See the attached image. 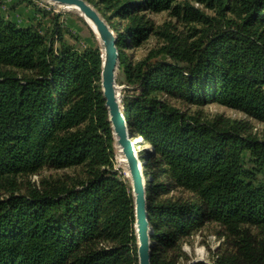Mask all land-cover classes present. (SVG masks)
Listing matches in <instances>:
<instances>
[{
  "label": "trees",
  "instance_id": "16d2710c",
  "mask_svg": "<svg viewBox=\"0 0 264 264\" xmlns=\"http://www.w3.org/2000/svg\"><path fill=\"white\" fill-rule=\"evenodd\" d=\"M6 1L0 188L11 194L0 199V264H138L134 196L115 168L101 46L34 0L14 4L33 6L34 24L7 19ZM95 7L119 33L130 132L153 147L140 157L152 176V264H177L170 253L211 222L232 247L216 264H264V140L247 121L203 120L173 102L218 103L264 122V0H99ZM161 12L175 22L157 24L150 14ZM151 36L161 45L146 57L125 52ZM44 169L75 171L16 194L19 177ZM175 190L192 196L170 195Z\"/></svg>",
  "mask_w": 264,
  "mask_h": 264
},
{
  "label": "rangeland",
  "instance_id": "374dc122",
  "mask_svg": "<svg viewBox=\"0 0 264 264\" xmlns=\"http://www.w3.org/2000/svg\"><path fill=\"white\" fill-rule=\"evenodd\" d=\"M20 0H7L5 5L2 8L3 15L7 19H11L16 21L20 25L28 26L35 23L36 19L40 18L36 16L33 6L27 5L26 2L17 4L14 6L15 3ZM93 6L98 3L99 0H87ZM92 1H95L92 3ZM34 3L47 6L49 8L54 9L55 12H59L62 14V21L64 24L70 28H72L76 33H79L84 42L96 46H101L100 40L98 36L93 31L92 26L90 23L86 22L84 16L78 11L73 8H65L61 5H58L51 0H34ZM103 16V15H102ZM150 17L155 20L157 24L162 25L166 21L175 22V20L169 16L168 12H161V13H151ZM49 20H45L44 23L48 22ZM182 28V25H179ZM117 37H119V33L115 32ZM161 45V42L154 36H151L147 42L144 43L141 47H131L130 45L125 46V52L130 55V57L134 60H140L149 53L150 50L155 49ZM166 58V57H165ZM120 76V69H118L117 74V84L118 90L121 95V99L123 94L126 93L125 90H129V87L125 83H120L118 81V77ZM133 93V92H132ZM173 102L179 106L182 110L194 114L200 117L203 120H212L218 117L229 118L232 120H243L247 121L249 125V133L253 136H256L260 140H264V122L254 119L247 114L226 107L224 105L218 103H210L202 106L198 105H186L183 103H179L177 101ZM145 144V143H144ZM117 146V143H116ZM116 158H115V168L120 171V173L124 174L127 178L128 176V169L126 163L123 162L124 155L121 154L120 148L116 147ZM137 149L139 151L138 155L141 158L146 156L145 151L148 149L143 148V144L138 145ZM151 150V149H150ZM143 162V170L146 172V185L148 179H152L150 174V170L145 168L146 161L141 160ZM75 170L73 169H65V170H53V169H44L41 172L29 176L19 177V187L20 189L16 191V194L19 193H26L29 188L36 186L39 184V181L42 178L46 177H58L64 174H73ZM130 179V178H129ZM131 182V180H130ZM11 191L0 188V199H4L9 197ZM170 195H177V196H185L186 198H190L192 195L189 192H182V190H175ZM153 242V241H152ZM230 243L228 239L224 235V229L218 223L211 222L207 223L197 232L193 233L192 235L185 237L181 241L180 249L176 251H172L170 253L171 256L178 258L177 264H190L195 260L205 261L209 264H216L219 255H222L227 250H231ZM139 264V263H138Z\"/></svg>",
  "mask_w": 264,
  "mask_h": 264
},
{
  "label": "water",
  "instance_id": "95a60500",
  "mask_svg": "<svg viewBox=\"0 0 264 264\" xmlns=\"http://www.w3.org/2000/svg\"><path fill=\"white\" fill-rule=\"evenodd\" d=\"M63 7H77L86 22L91 21L95 26L93 31L98 36L102 51L101 85L109 112V120L113 128L117 147L126 158L128 176L131 180L135 205V228L138 239L139 264H152V235L153 227L150 224L147 185L143 170V162L138 155L133 136L130 132L124 110L121 104V95L118 90L117 74L120 66L118 37L115 31L102 16L100 11L87 0H51ZM88 23V22H87ZM153 150V147H151ZM199 260H195L196 262Z\"/></svg>",
  "mask_w": 264,
  "mask_h": 264
},
{
  "label": "bare ground",
  "instance_id": "6f19581e",
  "mask_svg": "<svg viewBox=\"0 0 264 264\" xmlns=\"http://www.w3.org/2000/svg\"><path fill=\"white\" fill-rule=\"evenodd\" d=\"M66 8H67V7H66ZM68 8H73V9H75V10H78V11L81 13V11L79 10V8H77V7H68ZM81 14H82V13H81ZM88 22L90 23V25L92 26V28L95 29V26L93 25V23H92L90 20H89ZM133 141H134V145H135V148H136L137 153H139V151H138V149H137V146L140 145V144H141V145L143 144V148H145V149H151V146H150L149 144H144V143H143V139H142L141 137L133 138ZM120 152H121V154H122L121 149H120ZM123 157H124V156H123ZM123 162L126 163V165H127V161H126V158H125V157H124ZM145 180H146V178H145Z\"/></svg>",
  "mask_w": 264,
  "mask_h": 264
}]
</instances>
